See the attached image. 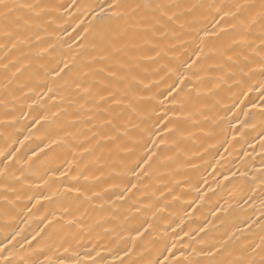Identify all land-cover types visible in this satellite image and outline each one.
Returning <instances> with one entry per match:
<instances>
[{
    "label": "bare ground",
    "instance_id": "6f19581e",
    "mask_svg": "<svg viewBox=\"0 0 264 264\" xmlns=\"http://www.w3.org/2000/svg\"><path fill=\"white\" fill-rule=\"evenodd\" d=\"M20 2L55 8L17 13L28 19L18 38L0 31V248L16 264L253 254L264 237V75L259 49L233 41L259 45L264 0H165L197 7L149 43L131 27L139 14L114 18L129 47L105 65H89L99 41L83 6L109 0ZM109 92L119 104L100 99Z\"/></svg>",
    "mask_w": 264,
    "mask_h": 264
},
{
    "label": "snow or ice",
    "instance_id": "6c2138e0",
    "mask_svg": "<svg viewBox=\"0 0 264 264\" xmlns=\"http://www.w3.org/2000/svg\"><path fill=\"white\" fill-rule=\"evenodd\" d=\"M78 8L81 6H77ZM84 12L92 15V19L96 21V34L99 43L93 42L92 48L94 54L91 56L89 65L99 64L105 65L108 61L116 59L120 56L121 53L129 47V44L125 41L127 36V28L121 31L118 28L112 27V20L114 18L122 19L126 16H136L140 15V20L135 24L131 25L133 28L139 29V32L136 35L144 38L145 43H149V37L155 36L157 33L161 36H167L171 31V26L175 25L179 19V15L182 14L179 10L183 8L184 11H191L197 6L195 4L191 6H182L180 4L165 2V0H143L142 3H136L134 5L127 3V0H109L106 7L105 5H99V11L96 8L91 6H83ZM240 5H237V11L240 9ZM55 6H50L48 4L41 5L40 3H31V2H20V0H0V21L3 23L2 31L3 35L8 39L18 38V34L21 28V21L23 20L24 25L27 26L28 19L25 17L17 15V13L24 11L29 14V18L35 17L39 18L41 13L46 12L50 9H54ZM83 14V13H82ZM236 13H232L235 15ZM225 15H228L226 13ZM264 17V13L261 14ZM223 19V17H221ZM255 21H253L254 23ZM82 24L83 21L81 20ZM183 27V25H181ZM15 28V31H13ZM85 34L89 33L90 28H85L83 30ZM174 34V31L172 32ZM86 38V36L84 37ZM82 38V41L83 39ZM233 43L238 44L242 49H248L252 52H256L257 48L259 49L260 59V72L264 75V32L260 36V43L253 47L254 41H250L247 38H241L239 41H233ZM82 48L86 45L81 42L80 45ZM2 47V45H0ZM132 48L141 47L135 42L131 44ZM157 45L152 44V50L155 51ZM203 53L201 48L198 53H196L197 58L199 59L200 54ZM160 53L156 52V56H159ZM238 56H242L244 61H249V56L247 54L238 53ZM156 56H148L150 60H155ZM227 60L231 61L232 64L240 65V60H233L231 55L227 56ZM195 63V61H194ZM68 64L65 62L63 67L57 65V68L53 71L56 75L65 73V70L68 69ZM120 68L124 67L123 63L119 64ZM231 68V65L229 66ZM251 70V69H249ZM94 71L99 73H104L106 68L101 66L94 69ZM239 72L246 75L244 71V66L239 67ZM87 75V73H84ZM107 74L111 77H116L117 79H123V77H117V72L113 68H107ZM230 75H235V71L229 73ZM107 87V85L105 86ZM87 91V89H86ZM111 98L115 103L119 104L120 101L116 99L115 95L109 92L108 97L100 95L102 101L107 102ZM108 123H111L109 121ZM257 249L259 251H257ZM253 254L250 255H241L238 259L230 261L229 264H264V237H261V243L256 245L253 250ZM10 253L6 254L5 249L0 248V264H16V262L10 258Z\"/></svg>",
    "mask_w": 264,
    "mask_h": 264
}]
</instances>
